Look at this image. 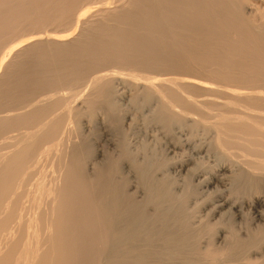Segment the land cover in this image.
<instances>
[{
  "label": "bare ground",
  "instance_id": "1",
  "mask_svg": "<svg viewBox=\"0 0 264 264\" xmlns=\"http://www.w3.org/2000/svg\"><path fill=\"white\" fill-rule=\"evenodd\" d=\"M120 97L216 169L138 157ZM195 177L227 189V230ZM244 205L264 208V0H0V264H264Z\"/></svg>",
  "mask_w": 264,
  "mask_h": 264
},
{
  "label": "rangeland",
  "instance_id": "2",
  "mask_svg": "<svg viewBox=\"0 0 264 264\" xmlns=\"http://www.w3.org/2000/svg\"><path fill=\"white\" fill-rule=\"evenodd\" d=\"M257 3L256 4H258L259 5V3L261 4L262 2L261 1H256ZM109 68H110V66H108ZM113 67L116 69L117 67H115V66H112L111 68L113 69ZM106 68H107V66H106ZM109 68H107L108 70H110ZM118 68H120L119 69V71H122V69H123V71L122 72H129V73H132L131 75H134L135 77L137 76L138 77V74H140L139 76H143V74H145V73H143L142 75H141V73H142V71H139V70H136L135 72H134V69H132V68H128L127 66H122V67H118ZM111 69V70H112ZM106 70V69H105ZM107 70V71H108ZM118 70V69H117ZM131 72H130V71ZM138 71V72H137ZM137 72V73H136ZM135 73V74H134ZM175 72H171V74H170V72L169 73H166L165 75L166 76H185V75H194V74H190V73H179V72H177L178 74H174ZM150 74H152L153 75V73H150ZM204 79V78H203ZM208 82V81H207ZM210 83H212L215 87H219L220 85L219 84H217V83H214V82H210ZM63 91H64V89H63ZM214 95H216V94H214ZM210 96H212L211 94H210ZM219 96H221V95H219ZM196 97V96H195ZM198 97V96H197ZM215 97H218V96H215ZM123 98V99H122ZM122 99V100H121ZM126 98L125 97H120L119 99H118V101L120 100L121 102H119V104H121V106H123V108H125V109H123V110H125L127 113H130L129 115H131L132 113L134 114L133 116L131 115L130 117H132L133 119H129L128 117H124L123 119L125 120H122L121 122V129L123 128V133L125 132L126 134L125 135H127V140H128V142H129V145L131 146L130 148L131 149H134L133 151L136 153V151H137V155H138V157H140L141 155H142V153L140 154L139 152H140V150H141V152H143V148H145V150L147 151V152H154L157 156H163V154L165 153V151H166V153L164 154L165 155V157H167V159H169V161L172 159H174L173 157L174 156H176V155H178L177 156V158L175 159V160H173V163L174 164H176V163H178L179 162V159L181 160H183V159H185V158H187L190 162L189 163H196L197 165L198 164H210V165H214V168L216 169V167H217V164H213V163H216V159H215V157L213 156V154H210V152H203L204 150L203 149H201V148H199V150L197 151V149L198 148H196V147H198V144H199V141L201 142L202 140H200L201 138H202V136L200 135V134H197L196 136H194V137H191L192 138V140H194V146H193V141L192 140H188V141H186V139L188 138V137H190V136H187L188 134H189V129L187 128V127H185V126H183L184 128H187L186 130L181 126L180 128L182 129V130H179L177 127H175V129H173V132L174 133H178V134H175V136H177L178 138L177 139H180L182 136H183V134H184V136L181 138V142L178 140V142H180V143H178V144H180L179 145V147H178V145L176 144V146L175 147H173V145H171V147L173 148V149H171L170 148V143L172 144V139H170L168 136H166L162 131H161V128L159 127V125H158V128H157V124L156 123H154L153 121H150V123H147V122H149V121H147L146 120V117L148 116L147 114H148V111H146L147 109H144L143 108V110L141 111L140 109H136L135 107V109L132 107V106H130L129 105V103L125 100ZM127 104V105H126ZM128 105H129V107H128ZM130 112H129V111ZM145 111V112H144ZM132 112V113H131ZM141 112V113H140ZM139 113V114H138ZM146 113V114H145ZM143 114H145V115H143ZM135 116V117H134ZM143 116H145L144 118H143ZM129 119V120H128ZM141 119V120H140ZM133 120V121H132ZM143 120H145V121H147L146 123L143 121ZM128 123V126L129 127H127V123ZM130 122V123H129ZM142 123L144 124V125H142ZM130 124V125H129ZM149 124V125H148ZM126 125V126H125ZM102 126V125H101ZM101 126L99 125V123H98V125L96 124V130L98 131V133L99 132H101L102 131V128H101ZM81 128H82V130H81ZM81 128H80V130L83 132V133H87V128H88V126L86 125H83V124H81ZM126 129V130H125ZM175 130V131H174ZM181 131V132H180ZM187 131V132H186ZM183 133V134H182ZM165 135V136H164ZM180 136V138H179V136ZM182 135V136H181ZM185 136H187V137H185ZM200 136V137H199ZM184 137H185V142L183 141V139H184ZM197 137V138H196ZM166 138V139H165ZM200 138V139H199ZM99 139V138H98ZM96 140V141H94V146L96 147V148H99L100 147V145L103 147V143L101 142V140L99 139V140ZM170 139V140H169ZM195 139H197V141L195 140ZM100 141V142H99ZM171 141V142H170ZM98 142V143H97ZM167 142V143H166ZM185 143V144H183V143ZM187 142L189 143V144H187ZM102 143V144H101ZM150 143V144H149ZM182 143V144H181ZM192 144V146H193V148H192V146L190 147V145ZM196 143H197V145H196ZM98 144V145H97ZM166 146H165V145ZM187 144V149H186V153H188L187 155L185 154V152H182V151H184L185 149H183V148H186V145ZM97 145V146H96ZM136 145V146H135ZM138 145V146H137ZM154 145V146H153ZM168 145V146H167ZM182 146H185V147H183L182 148ZM140 147H142L141 149H140ZM166 147L168 148V149H166ZM194 147H195V150H194ZM149 148V149H148ZM179 148V149H178ZM180 148H182V149H180ZM191 148V149H193V151H191V149L189 150V149ZM164 149V150H163ZM176 151H175V150ZM180 150L179 152H180V154L179 153H177L178 152V150ZM136 150V151H135ZM155 150H157V151H155ZM169 150V151H168ZM170 150H172V151H170ZM174 151V152H173ZM201 151H202V153H201ZM157 152H158V154H157ZM170 152H172L173 154L174 153H176V155H172V153H170ZM196 152H198L197 154H196ZM169 153V154H168ZM181 153H183L182 155H181ZM192 153H193V156L194 155H198V158H195L196 156H192ZM195 153V154H194ZM204 153H206V155L207 154H210V155H205ZM166 154H167V156H166ZM170 154H171V156H173V157H171L170 158ZM191 154V156H189ZM180 155V156H179ZM185 155V156H184ZM203 156V158H202V156ZM205 155V156H204ZM184 156V157H183ZM210 156V157H209ZM213 156V157H212ZM181 157V158H180ZM194 159H193V158ZM206 157H208V158H206ZM162 158H164V156L162 157ZM179 158V159H178ZM201 158V159H200ZM204 158H206L205 160H204ZM213 158H214V160H213ZM200 159V160H199ZM172 160H171V162H172ZM192 160V161H191ZM195 160V161H194ZM201 160H203L204 162H201ZM210 160H212V161H210ZM216 160V161H215ZM207 163H206V162ZM188 163V164H189ZM194 163V164H195ZM191 164H189V165H186L185 166V168L186 167H188V169H190L191 167H193L194 166V164L191 166ZM195 164V165H196ZM216 165V166H215ZM172 168H174V169H172ZM214 169V170H215ZM170 170V171H169ZM174 170V171H173ZM181 170H183V172L185 173V172H187L186 170L184 171V169H180L179 171H178V169H177V167H173V166H171V167H169L168 168V174L170 173V172H172L171 173V177L173 176V174H175L174 176H173V178H176V180L177 181H181L180 179H182L183 178V176L185 175L184 173H182V171ZM177 171V172H176ZM175 172V173H174ZM178 172H180L179 174H178ZM188 172H189V170H188ZM182 176H181V175ZM204 176H208V173H205L204 174ZM194 180H193V182L196 180V181H198V183H196V181H195V185H196V187H197V189H198V193H197V200L195 201V203H197V206L199 207L200 206V209H197L196 211L197 212H199V214H197L196 213V215L198 216L197 217V219H200V220H202V221H210V223H212L213 224V222H214V226H215V223H218V225H219V223H222V224H220V225H224V227L226 226V224H228V223H230V222H228L227 221V217H226V215H224V214H222L221 216H223V217H221L220 215H219V213L218 214H215L216 216H217V218L219 217V218H221V221L219 220H217L218 222H216V220L214 221V219L216 218V216L214 215V213L212 212V210L210 209L211 207V205H210V202L214 199V197L216 198L219 194H220V191H221V193L222 194H226V191H227V189H225V188H223V186L221 187V186H219L220 185V183L219 184H217V186H215V184L213 185V184H211V185H208L207 187L204 185V183L203 182H201L200 181V179L201 178H199V179H197V177H195V178H193ZM203 183V184H202ZM201 185V186H200ZM198 186H200V188H198ZM205 187V188H207V190L205 189V188H203V187ZM215 186V187H214ZM219 186V187H218ZM201 187H202V189H201ZM218 187V189H220V190H218V189H216ZM210 188V189H209ZM223 189H225V191L223 190ZM200 190H202L203 192H202V194L201 193H199L200 192ZM208 191H210V193L208 192ZM212 191V192H211ZM223 191H224V193H223ZM213 192H218V193H213ZM203 193H207V195L209 196V197H211L212 196V198H209L206 194H203ZM212 193V194H211ZM198 194H200V195H198ZM204 197V200H203V197ZM205 196H207L208 198L207 199H210V200H206V198H205ZM200 199H202V203L203 204H200L199 203V200ZM201 202V201H200ZM209 202V203H208ZM198 203L200 204V205H198ZM208 204V205H207ZM204 205H206V206H203ZM202 206V207H201ZM208 206V207H207ZM245 207V208H244ZM205 208L207 209H210V211L211 212H209V211H207V210H205ZM245 209V210H244ZM249 209V210H248ZM254 209V210H253ZM262 210V211H261ZM207 211V212H206ZM244 211V212H243ZM250 213H249V212ZM257 211H259V210H257ZM256 210H255V208H253L252 206H247V205H244L243 206V208L241 209V214H242V212L243 213H248L247 214V216H246V214H245V225L244 226H246V225H253V226H250V227H257L256 225L258 224V225H260L259 223H262V224H264V220H262V219H264V208L262 207L261 209H260V211L262 212H257ZM204 212H206L205 213V215H207V216H205V218L204 217H202V218H200L202 215L204 216ZM210 213V215H208L209 213ZM256 212V213H255ZM201 213V214H200ZM254 213V214H253ZM259 213V215L261 214L262 216H260L261 218H260V220H262V221H260L258 218H259V216H257V214ZM214 215V216H213ZM219 215V216H218ZM200 216V217H199ZM210 216V217H209ZM211 216H213V217H211ZM235 215H233V216H231V217H233L232 218V220H231V224H234V223H232L233 221L235 222V224L234 225H236V227H237V225L238 224H241L242 223V221H239V219L241 220V218H243L244 216L242 215L240 218H238V217H234ZM250 216H252V217H258L257 219L255 218V219H252L253 220V222H252V220L250 219ZM196 217V216H195ZM207 217V218H206ZM225 217H226V219H225ZM246 217H248V219L246 218ZM210 220H209V219ZM214 218V219H213ZM216 218V219H217ZM222 218H224V219H222ZM238 219L237 220V222H236V219ZM196 219V220H197ZM208 219V220H207ZM211 219H213V220H211ZM233 219H235V220H233ZM246 219H247V222H246ZM250 219V224H249V220ZM223 220V221H222ZM224 220H226L225 222H224ZM243 220V219H242ZM256 220V221H255ZM226 222H228V223H226ZM240 222V223H239ZM256 222H259V223H256ZM226 223V224H225ZM237 223V224H236ZM244 223H242L241 224V226L244 224ZM255 225H254V224ZM217 225V224H216ZM218 225L217 226H215V227H218ZM240 225H239V228L241 227ZM244 226H242L241 227V230L243 229V227ZM261 226V225H260ZM263 226V225H262ZM223 226H221L220 228L218 227L217 228V233L218 232H220V231H222V229H226V228H222ZM233 227V226H232ZM235 227V226H234ZM233 227V228H234ZM236 227H235V230L237 231L238 230V232H242V231H240V229L238 228V229H236ZM218 229H220V230H218ZM245 229V228H244ZM227 230V229H226ZM225 232V231H224ZM226 233V232H225ZM214 240V242H218V240L219 239H217V237H216V239L215 238H213ZM219 243V242H218ZM217 243V244H218Z\"/></svg>",
  "mask_w": 264,
  "mask_h": 264
}]
</instances>
